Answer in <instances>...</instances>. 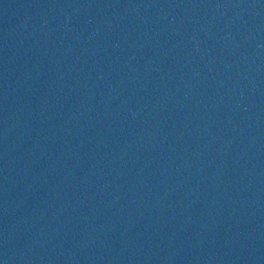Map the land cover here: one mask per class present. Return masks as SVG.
I'll use <instances>...</instances> for the list:
<instances>
[{
  "label": "water",
  "instance_id": "95a60500",
  "mask_svg": "<svg viewBox=\"0 0 264 264\" xmlns=\"http://www.w3.org/2000/svg\"><path fill=\"white\" fill-rule=\"evenodd\" d=\"M0 264H264V0H0Z\"/></svg>",
  "mask_w": 264,
  "mask_h": 264
}]
</instances>
